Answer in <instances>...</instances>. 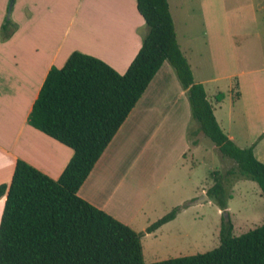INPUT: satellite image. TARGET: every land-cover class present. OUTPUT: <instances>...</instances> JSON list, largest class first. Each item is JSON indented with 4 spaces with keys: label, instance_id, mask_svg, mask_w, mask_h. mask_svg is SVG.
I'll use <instances>...</instances> for the list:
<instances>
[{
    "label": "trees",
    "instance_id": "obj_1",
    "mask_svg": "<svg viewBox=\"0 0 264 264\" xmlns=\"http://www.w3.org/2000/svg\"><path fill=\"white\" fill-rule=\"evenodd\" d=\"M136 7L148 32L124 74L98 58L73 52L63 67H52L46 75L27 122L69 147L73 155L57 180L18 160L10 183L0 185V198L6 197L0 220V264H264V225L235 237L227 215L217 248L145 263L143 234L172 221L183 207L139 233L77 195L164 62L186 93L198 132L235 163L236 169L227 175L255 182L264 195V164L255 158L252 147H238L219 127L203 85L194 82L179 48L167 0H136ZM15 30L16 24L5 19L1 41L10 39ZM223 98L219 93L215 101ZM206 196L227 214L231 197L221 177L216 176Z\"/></svg>",
    "mask_w": 264,
    "mask_h": 264
},
{
    "label": "crops",
    "instance_id": "obj_2",
    "mask_svg": "<svg viewBox=\"0 0 264 264\" xmlns=\"http://www.w3.org/2000/svg\"><path fill=\"white\" fill-rule=\"evenodd\" d=\"M7 3L8 0H5L0 5V27L6 19ZM240 9L234 7L231 12L223 11L224 27L218 32L211 18H205L204 35L210 49L213 77L198 80L192 73L194 82L203 85L223 133L240 148L252 147L255 158L264 164V68L240 69L237 66L238 63L251 62L248 58L240 59L236 52L241 47L242 38L238 28L249 26L239 15ZM263 10L260 4L249 9L253 28H259L258 13ZM115 16L127 19L130 26L126 28L125 46L119 52L110 53L105 36ZM8 19L16 24V30L7 41H1L0 37V185L10 183L18 160L57 180L73 151L27 122L46 75L52 67H63L73 52L98 58L119 74H124L141 48L147 33L146 24L137 11L136 0H14ZM173 24L175 29V22ZM114 34L122 40L123 29L121 32L114 29ZM175 34L178 39L176 30ZM259 41L258 35L252 43L254 55ZM179 48L181 50L180 45ZM165 63L77 191L81 199L135 232H145L158 219L148 218L144 204L136 198L131 199L132 180L129 163L125 161L126 145L124 147L130 137L126 125L135 120L139 132L150 130L147 116L153 108L156 109L160 96L165 101L169 80L176 86L179 104H173L172 108L175 110L177 107L176 121L170 120L166 124L170 128L182 129L178 134L180 142L183 140L186 143L189 139L186 131L191 117L189 102L187 105L186 93L176 84L171 71L168 68L165 71ZM219 93H223L224 98L216 102L215 96ZM180 118L182 122H179ZM197 132L198 129L195 131L198 136ZM159 134L155 129L151 135L149 131L141 137L148 142ZM187 150L188 147L183 145L182 157ZM132 189L135 191L133 198L138 197L139 189ZM208 189L201 192L206 196ZM5 199V196L0 198V220ZM208 201L211 200L208 198ZM175 220L176 217L154 232L144 233L141 243L143 238L154 236Z\"/></svg>",
    "mask_w": 264,
    "mask_h": 264
},
{
    "label": "rangeland",
    "instance_id": "obj_3",
    "mask_svg": "<svg viewBox=\"0 0 264 264\" xmlns=\"http://www.w3.org/2000/svg\"><path fill=\"white\" fill-rule=\"evenodd\" d=\"M4 1L0 0V5L4 4ZM10 1L8 0L6 7V19ZM168 1L173 22H175L178 43L196 79L213 77L210 49L204 35L205 18H211L214 29L218 32L224 27L223 11L231 12L234 7L241 8L239 15L245 19L244 24L249 25L248 28H238L242 38L241 47L236 51L237 56L240 59H251V62L241 63L242 65L238 63L237 66L240 69L264 68V10L258 13L259 28H253L252 19L248 13L252 6L258 4L264 8V0ZM112 20L113 25L107 28L105 36L106 45H109L107 51L110 53L119 52L121 47L125 46L126 28L130 26L127 19L121 16H115ZM114 29L118 32L123 29L122 40H118ZM232 30L235 29L232 28ZM258 35L259 47L254 49L256 56L252 51V43ZM252 59H254L253 62ZM165 66V71L167 68L171 71L176 84L181 88L172 67L168 62ZM170 82L171 80H169L170 85L165 101L160 96L156 109L153 108L147 116L150 130L144 129L139 132L135 120H131L126 125L130 137L124 143V147L126 145L125 161L130 167L132 201L136 198L140 204H144L146 216L154 219L162 218L176 207L187 209L184 212V209L180 210L176 220L159 233L142 239L143 258L146 263L202 254L217 248L220 245V227L223 218L227 219L226 215L232 224V234L235 237L264 225V195L260 188L255 182L238 175H227L229 170L236 169L235 163L223 157L211 141L201 133L197 132L198 136L195 135L199 124L190 117L186 128L189 139L186 143L183 140L181 143L179 140L178 134L181 133V128L167 126L166 123L170 120L176 121L177 107L175 110L172 108L173 104L175 106L179 104L177 92H175L176 86ZM186 102L188 105V101ZM182 121L183 119L180 118L179 122ZM155 129L160 133L157 137L151 138L148 142L145 141V137H141L149 131L151 135ZM136 132L137 135H135ZM183 145L189 149L183 155L184 157L181 156ZM128 172L129 170L127 174ZM214 172L216 176L222 178L227 195L232 197L228 200L227 214L223 213L213 201L203 199L205 195L201 191L214 184L216 178L213 175ZM132 188L139 189L138 197L133 198L135 191ZM188 199L190 200L187 201ZM139 233L143 232L139 231Z\"/></svg>",
    "mask_w": 264,
    "mask_h": 264
},
{
    "label": "water",
    "instance_id": "obj_4",
    "mask_svg": "<svg viewBox=\"0 0 264 264\" xmlns=\"http://www.w3.org/2000/svg\"><path fill=\"white\" fill-rule=\"evenodd\" d=\"M13 1L14 0H11L10 1V4H9V10H8V18H9V14H10V10H11V6H12V4H13ZM7 18V19H8ZM204 200H208V197L207 196H204V198H203ZM203 201V200H202ZM202 201H199V202H202Z\"/></svg>",
    "mask_w": 264,
    "mask_h": 264
}]
</instances>
